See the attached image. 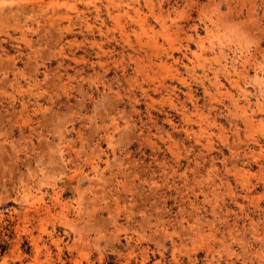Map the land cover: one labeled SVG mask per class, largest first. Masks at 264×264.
I'll list each match as a JSON object with an SVG mask.
<instances>
[{"label":"rangeland","instance_id":"374dc122","mask_svg":"<svg viewBox=\"0 0 264 264\" xmlns=\"http://www.w3.org/2000/svg\"><path fill=\"white\" fill-rule=\"evenodd\" d=\"M262 94L264 0H0V264H264Z\"/></svg>","mask_w":264,"mask_h":264},{"label":"bare ground","instance_id":"6f19581e","mask_svg":"<svg viewBox=\"0 0 264 264\" xmlns=\"http://www.w3.org/2000/svg\"><path fill=\"white\" fill-rule=\"evenodd\" d=\"M262 97H264V94H262ZM262 106V105H261ZM245 114V113H244ZM247 196H249V195H247Z\"/></svg>","mask_w":264,"mask_h":264}]
</instances>
